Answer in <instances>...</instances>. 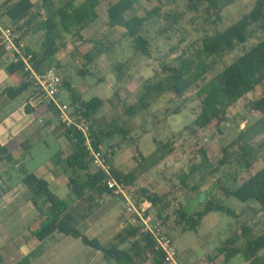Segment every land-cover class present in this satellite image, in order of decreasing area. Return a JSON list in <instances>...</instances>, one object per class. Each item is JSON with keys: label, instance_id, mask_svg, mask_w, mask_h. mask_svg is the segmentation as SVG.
<instances>
[{"label": "rangeland", "instance_id": "rangeland-1", "mask_svg": "<svg viewBox=\"0 0 264 264\" xmlns=\"http://www.w3.org/2000/svg\"><path fill=\"white\" fill-rule=\"evenodd\" d=\"M66 1L69 0H55V6ZM82 1L76 0L75 4ZM187 2L188 0H177L174 4L164 6V10L168 12L183 11L182 17L171 23L172 28L162 34H157L156 29L159 25H166V20L148 23L151 54L136 56L133 54L130 39L123 37L122 28L111 27L108 24V3L104 1L97 8L99 17L83 31V34L107 45L108 51L87 65L89 71L85 74L79 73L84 67L85 59L74 49L72 43L66 51L45 60L41 67H54L63 81H69L82 93L83 99L101 97L105 101L103 109L98 114L102 126L112 127L113 123H116L129 130V140L120 142L121 135L112 140L114 144L120 142L114 163L125 171L134 172L135 190L145 187L162 197L158 205L153 206V215L156 218L159 208L165 205L168 206L166 211L174 212L182 207L188 213H193L201 209L211 196H215L219 202L237 211L236 216L219 211L210 212L204 216L196 230L181 232L180 227L172 223L174 230L171 229V236L181 260L192 263L199 259L202 264H264V248L255 256L241 252L229 260L225 259L226 252L234 248L228 246L227 240L235 232H240L243 223L254 225L256 233L264 232V214L257 211L259 204L256 201L242 202L234 196L226 197L221 188L222 186L234 188L235 181L232 175L238 173L237 178L243 179L263 165V158H260L252 171L242 168L236 163V151L238 144L243 140L255 145L264 140V116L247 107L250 100L262 95L264 87L258 86L232 107L229 120L222 124L220 129L210 126L200 131L196 137L186 132L180 135L179 132L196 116L199 110L198 100L186 103L181 112L172 113L175 104L181 100L171 93H166L154 99L148 109L134 116L124 112L125 104L137 101L141 94L142 81L152 77L162 62L170 61L182 53H195L197 41L201 37L233 24L254 5V0H223L222 21L216 25L208 16L205 7L199 8L198 11H187ZM41 19L37 18L36 23ZM12 26L17 36L25 31L21 42L27 48L32 50L41 48L43 31L36 33L30 28L16 30V25ZM261 38L262 32L257 25H253L248 40L244 44H239L234 51L225 54L217 70L231 63ZM66 40H70L69 35H66ZM120 61L127 62L121 80L117 78L113 69ZM5 62L0 57V89L10 83L8 78L5 79ZM115 92H118V97L114 96ZM191 93L193 95V92ZM26 96L28 95L25 93L14 100H8L6 96L0 99V123L23 106V98ZM60 97L64 103L69 102L67 87L61 89ZM22 113L25 112L22 110ZM49 120L53 125L58 124V119L53 118L52 113L46 114L38 122L35 121L29 132L32 134L28 138H23L27 135L24 134L23 140L16 143L18 146L14 149L16 150L14 156L18 159V164L23 165L28 172H34L47 179L56 195L74 205L78 201L73 200L69 189L67 180L70 173L67 172L64 163L56 164L59 155L65 157L73 150V142L65 136L57 135L56 137L63 139L61 144L44 126ZM242 133L244 135L238 141ZM155 139L164 142L173 140L175 150L161 163L150 166L151 160H142L136 148L138 147L145 156H149L156 148ZM26 142L32 144L27 152ZM225 146L229 147L226 153L228 162L219 165ZM201 148L206 149L210 165H201ZM24 151L26 153L21 157ZM18 167L15 164L0 163V264H16L30 252L33 253L30 264H109L102 257V253L85 245L80 238L59 232H54L44 240L35 238L34 233L47 224L48 217L46 215L38 217V212L30 200L31 192L22 182L23 174ZM56 167L61 175L59 179L66 180L57 186L54 182L56 176L51 171ZM128 219L122 200L116 195L107 194L95 202L93 214L79 225V229L89 237L96 236L102 243L110 244L116 242L115 237L122 227L125 224L129 225ZM157 220L165 225L161 227L170 229V224H165L161 218ZM221 246H226L223 252L220 250Z\"/></svg>", "mask_w": 264, "mask_h": 264}, {"label": "trees", "instance_id": "trees-1", "mask_svg": "<svg viewBox=\"0 0 264 264\" xmlns=\"http://www.w3.org/2000/svg\"><path fill=\"white\" fill-rule=\"evenodd\" d=\"M75 1L69 0L59 6H55V0H4L0 3V15L8 16L13 25H16V30L30 28L34 32H44L39 50L27 48L34 55L35 68L38 71L46 69L41 67L42 63L59 52L66 51L70 43L85 59L83 65L86 68L80 69L81 74L88 72L87 65L108 51L107 45L93 38H87L83 34V31L99 17L97 8L104 1L108 3V24L111 27L122 28L123 37L130 39L133 54L136 56L151 54L148 23L166 20V25H159L156 29L157 34H162L169 31L172 28L171 23L177 22L183 15V11L164 10L165 5L174 4L177 0H83L79 4H75ZM201 7H205L208 16L216 25L222 21L223 0H188L186 3L187 11H198ZM40 17L42 19L36 23V19ZM253 25L258 26L262 32V38L231 63L217 70L225 54L234 51L239 44H244L248 40ZM13 31L15 32L14 28ZM66 35L70 36V40H66ZM24 36L25 31L16 38V41L21 42ZM197 46L195 53H182L170 61L162 62L159 70L152 77L142 81L141 94L137 101L129 105L125 104L124 112L134 116L148 109L157 97L171 93L181 100L175 104L172 113L181 112L186 103L194 99L199 102L196 116L180 130V135L186 132L196 137L200 131L210 126L220 129L221 125L229 120L232 107L258 86L264 87V0H254V5L247 14L224 29L205 34L197 41ZM4 60L6 61L5 72L13 84L0 92V99L6 96L8 100H14L23 93L29 92L24 105L25 112L32 114L35 119L52 113L53 118L58 119V124L53 125L49 120L44 123V126L55 136L62 135L73 142V150L65 157L59 155L56 164L64 163L67 172L70 173L69 189L73 200L78 201L74 205L56 195L51 190L47 179L34 172H28L23 165L18 164V159L13 154L14 149L9 144L0 142V163L6 162L9 165L19 166V171L23 174L22 182L31 192L30 200L38 212V217L44 215L48 217L47 224L34 233L35 238L44 240L54 232H59L80 238L85 245L100 251L106 260L116 264H139L142 255L151 251L155 259L152 264H164L163 253L154 249L152 235L141 232L138 225L125 224L117 233L116 242L110 244L102 243L98 237H89L79 229V225L93 214L95 202L104 195H114V193L103 183L104 173L92 167L84 136L75 127L66 126L54 103L46 100L33 106L29 102V98L41 90L34 84L30 72L25 70L24 63L20 60ZM126 67V61H120L114 66L113 69L119 80L123 79ZM63 87L69 90L67 104L71 116L76 121L84 119L90 123L94 142L104 146V152L115 174L127 183L129 189H133L136 202L140 203L144 199H149L156 207L162 197L145 187L135 190L134 172L125 171L114 163L120 142L129 140V130L116 123H113L112 127L101 125L98 114L105 104L101 97L96 96L85 100L82 93L69 81L62 80L61 89ZM114 96L118 97V92H115ZM247 107L264 116V92L258 98L250 100ZM118 135H121V141L114 144L112 140ZM243 135L244 133L237 140L239 141ZM155 142L156 148L149 156H145L138 147L136 148L142 160H151L150 166L161 163L175 150L173 140L164 142L155 139ZM26 147L27 152L32 144L26 142ZM223 150L224 154L219 165L228 162L226 153L229 147L225 146ZM25 151L21 157L26 153ZM200 151L201 165H210L206 149L201 148ZM260 158H263L260 169L243 179L237 178L238 173H236L232 175L235 187L222 186L221 188L226 197L234 196L242 202L256 201L259 204L257 211L264 214V140L256 145L248 140L238 144L236 163L242 168L252 171ZM166 208H168L167 205L159 208L157 218H161L165 224L175 223L180 227L181 232L196 230L204 216L210 212L219 211L233 216L238 214L235 209L219 202L215 196L209 197L203 207L193 213H188L182 207L174 212L166 211ZM161 226L165 225L161 224ZM162 229L172 237L171 229L167 230L163 227ZM227 244L234 248L226 252V260L241 252H245L248 256H255L264 248V232L256 233L254 225L243 223L240 232H235L227 240ZM224 249L226 246L220 247L221 252ZM32 254V252L28 253L16 264H30Z\"/></svg>", "mask_w": 264, "mask_h": 264}, {"label": "built area", "instance_id": "built-area-1", "mask_svg": "<svg viewBox=\"0 0 264 264\" xmlns=\"http://www.w3.org/2000/svg\"><path fill=\"white\" fill-rule=\"evenodd\" d=\"M5 16L0 15V46L10 54V61H22L25 70L30 72V77L36 87L44 91L48 100L52 101L60 113L61 120L68 127H75L85 139V145L91 158L92 167L104 173L103 183L118 196L124 203L128 215V223L138 225L141 232L149 233L154 239V249L164 255V264H187L180 259L179 251L172 237L162 229L161 223L153 215V205L149 199L137 203L133 189H129L127 183L119 179L114 172L109 158L104 152V146L94 142L91 125L82 119L76 121L69 112L67 103L60 97L62 77L54 67H48L38 71L35 68L34 55L27 49L23 42H17L18 37L13 27L5 22Z\"/></svg>", "mask_w": 264, "mask_h": 264}, {"label": "crops", "instance_id": "crops-1", "mask_svg": "<svg viewBox=\"0 0 264 264\" xmlns=\"http://www.w3.org/2000/svg\"><path fill=\"white\" fill-rule=\"evenodd\" d=\"M3 1L4 0H0V3H2ZM4 19H5V22L7 24L12 26V24H13L12 20L8 16H5ZM38 32H40V31H38ZM0 56H1V58L9 60V61L11 59L10 54L4 49V47H1V46H0ZM7 78L10 80V83H8L7 86L12 85L13 82H12V80L10 79V77L6 73V78L5 79L8 80ZM3 89H0V92ZM39 92H37L36 94H34L33 96H31L29 98V102L33 106H37V105L41 104L47 98V97H45L46 94H45L44 91H41L43 93H39ZM25 93H26V95L29 94V92H25ZM25 93H23L22 95H25ZM41 94L43 95V97H41ZM27 98H28V96H26L25 99L23 98V106L22 107H19V109L15 113H12L8 118H6L2 123H0V142L2 144H9V145L11 144L10 146L13 149L17 148L18 145L16 143L21 142L23 140V138H28L32 134V133H29V132H31V127L33 128L32 125L35 123V121L38 122L39 120H42V118L35 120V118H34V116L32 114H29V113L25 112L24 105H25V102H26ZM22 110L25 113H22ZM16 113H17V115H15ZM24 134H27L26 137H23ZM56 138L62 144V141H63L62 137H60V138L56 137ZM15 152H16V150L13 151V154ZM69 153H67L66 156ZM58 170L59 169L57 167L55 169L51 170L53 172L52 174H54L56 176L54 178V182L56 183V186L59 183H63L64 181L66 182L65 179H62V180L59 179V176H61V175L59 174ZM67 181H69V179ZM49 185H50V182H49ZM170 229L174 230L173 229V224L170 225ZM96 251H98V250H96ZM98 252L101 253L100 251H98ZM179 256H180V254H179ZM102 257L104 258L103 254H102ZM104 260H106V259L104 258ZM154 260H155L154 259V253L151 251V252H149L147 254H143L142 255V260L140 261L139 264H152L154 262ZM106 261L109 262V264H116L115 262H112V261H108V260H106ZM187 264H202V263H201V261L199 259H196V260H194V262L187 263Z\"/></svg>", "mask_w": 264, "mask_h": 264}]
</instances>
